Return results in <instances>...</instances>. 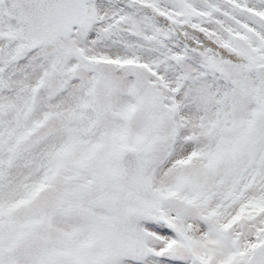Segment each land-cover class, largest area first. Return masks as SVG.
Masks as SVG:
<instances>
[{
    "label": "snow or ice",
    "instance_id": "6c2138e0",
    "mask_svg": "<svg viewBox=\"0 0 264 264\" xmlns=\"http://www.w3.org/2000/svg\"><path fill=\"white\" fill-rule=\"evenodd\" d=\"M0 264H264V0H0Z\"/></svg>",
    "mask_w": 264,
    "mask_h": 264
}]
</instances>
